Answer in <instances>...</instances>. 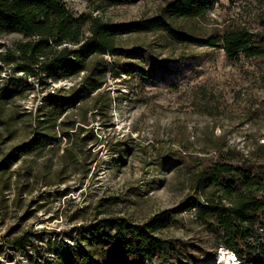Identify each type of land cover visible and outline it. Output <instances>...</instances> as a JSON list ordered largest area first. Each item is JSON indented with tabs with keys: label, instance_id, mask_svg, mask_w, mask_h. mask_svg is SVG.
Segmentation results:
<instances>
[{
	"label": "rangeland",
	"instance_id": "1",
	"mask_svg": "<svg viewBox=\"0 0 264 264\" xmlns=\"http://www.w3.org/2000/svg\"><path fill=\"white\" fill-rule=\"evenodd\" d=\"M64 1L75 16L112 23L158 16L190 38L236 24L264 33V0H214L197 19L170 17L173 0ZM21 39L0 33V264H162L126 255V234L113 227L164 210L174 219L155 235L172 249L169 264H218L231 252L186 206L222 198L225 185L232 195L243 189L236 175L201 188V172L216 162L264 176V55L233 61L220 46L180 43L162 30L120 34L116 54L88 59L93 74L104 71L103 86L54 121L48 133L60 140L14 159V148L48 126L43 95L84 76L14 86L21 74L6 61ZM63 120L78 132L70 140L61 138ZM23 235L25 253L10 244Z\"/></svg>",
	"mask_w": 264,
	"mask_h": 264
},
{
	"label": "trees",
	"instance_id": "2",
	"mask_svg": "<svg viewBox=\"0 0 264 264\" xmlns=\"http://www.w3.org/2000/svg\"><path fill=\"white\" fill-rule=\"evenodd\" d=\"M214 0H173L167 7L170 17L197 19L205 16ZM264 24V12L261 16ZM162 30L180 43L191 42L203 46H220L230 60L241 56L256 58L264 55V33L252 32L247 27L228 25L222 31L205 38H190L178 33L161 17L141 19L127 25L101 20L98 17L75 16L64 0H0V33L17 32L22 39L15 44L13 53L7 56L13 72L21 76L13 78L14 86L25 83L27 78L38 83H56L83 73L82 80L68 88H58L43 95L40 110L47 124L43 131L25 144L14 148L13 158L36 153L56 144L60 139L50 135L55 120L78 106L103 86L104 71L95 74L88 68L93 55L116 54L115 39L127 32ZM0 53V58H1ZM15 92V91H11ZM38 121H40L38 119ZM42 123V121L40 122ZM66 125L68 128H64ZM74 122H60L61 138L71 139L78 132ZM222 175H236L242 180L243 189L231 194V185H225L221 197H206L203 202L194 199L186 206L193 209L196 220L208 230L219 233L217 244L231 251L240 264H264V176L250 175L240 167L216 162L202 171L200 187L221 184ZM227 201V204L223 203ZM174 217L168 210L158 212L143 224L127 227L116 222L115 234H126L124 253L138 260L159 257L162 264H169V244L155 234L169 224ZM11 246L22 253L30 246V239L23 235L14 237ZM172 252V251H171Z\"/></svg>",
	"mask_w": 264,
	"mask_h": 264
},
{
	"label": "bare ground",
	"instance_id": "3",
	"mask_svg": "<svg viewBox=\"0 0 264 264\" xmlns=\"http://www.w3.org/2000/svg\"><path fill=\"white\" fill-rule=\"evenodd\" d=\"M221 253H223V255L221 257V261H219L218 264H239L238 260L233 256L231 252L221 251ZM224 253L228 255L230 254V256H227Z\"/></svg>",
	"mask_w": 264,
	"mask_h": 264
},
{
	"label": "built area",
	"instance_id": "4",
	"mask_svg": "<svg viewBox=\"0 0 264 264\" xmlns=\"http://www.w3.org/2000/svg\"><path fill=\"white\" fill-rule=\"evenodd\" d=\"M232 253V252H231ZM233 254V253H232ZM233 256H234V254H233ZM235 257V256H234ZM236 258V257H235ZM240 264V263H239Z\"/></svg>",
	"mask_w": 264,
	"mask_h": 264
}]
</instances>
